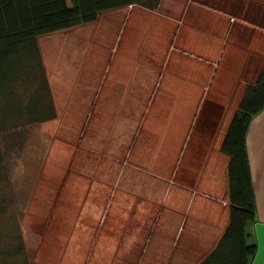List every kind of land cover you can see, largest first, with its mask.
I'll list each match as a JSON object with an SVG mask.
<instances>
[{
    "label": "crops",
    "instance_id": "crops-1",
    "mask_svg": "<svg viewBox=\"0 0 264 264\" xmlns=\"http://www.w3.org/2000/svg\"><path fill=\"white\" fill-rule=\"evenodd\" d=\"M249 3L244 10L220 0L128 5L107 26L114 45L82 84L91 94L83 137L119 144L116 164L101 173L99 200L107 229L114 220L124 232L118 251L137 255L132 264H198L228 223L220 143L264 60V0ZM244 145L255 205L249 264H264V107L250 117Z\"/></svg>",
    "mask_w": 264,
    "mask_h": 264
},
{
    "label": "rangeland",
    "instance_id": "rangeland-1",
    "mask_svg": "<svg viewBox=\"0 0 264 264\" xmlns=\"http://www.w3.org/2000/svg\"><path fill=\"white\" fill-rule=\"evenodd\" d=\"M220 1L238 10L255 6L249 0ZM126 12H101L93 23L37 36L55 116L0 134V248L20 244L18 254L3 264H132L136 259L132 249L118 251L117 238L124 232H116L115 221L107 229L101 218L107 215L99 200L101 173L116 164L119 144L91 145L90 136L89 142L83 137L91 97L83 81L98 75L114 45L108 46L107 26ZM109 213L116 214V207Z\"/></svg>",
    "mask_w": 264,
    "mask_h": 264
},
{
    "label": "trees",
    "instance_id": "trees-1",
    "mask_svg": "<svg viewBox=\"0 0 264 264\" xmlns=\"http://www.w3.org/2000/svg\"><path fill=\"white\" fill-rule=\"evenodd\" d=\"M159 1L0 0V134L21 123L55 116L37 36L93 22L103 11L128 5L154 9ZM262 107L264 60L254 82L243 88L220 143V151L228 157V223L198 264H249L255 253V240L246 229L255 220V205L244 133L250 117ZM19 249L20 244L11 249L0 248V264L17 255Z\"/></svg>",
    "mask_w": 264,
    "mask_h": 264
}]
</instances>
